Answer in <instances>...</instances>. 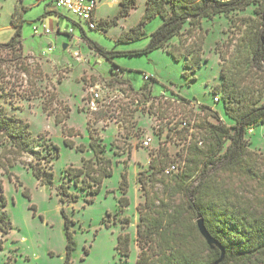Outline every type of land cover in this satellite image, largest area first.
Segmentation results:
<instances>
[{"label":"rangeland","instance_id":"obj_1","mask_svg":"<svg viewBox=\"0 0 264 264\" xmlns=\"http://www.w3.org/2000/svg\"><path fill=\"white\" fill-rule=\"evenodd\" d=\"M120 2L97 0V29L93 30L68 10L54 8L50 0H0V43L14 37V19L23 24L22 46L15 52L0 48V106L29 123L34 138L44 135L60 149L59 158L53 162L55 188L42 186L20 163L10 168L9 174H0L5 210L13 224L10 234L0 235V264H66L63 209L73 222L71 230L77 246L72 264H137L141 252L137 242L141 221L138 209L146 200L145 188L155 200H165L175 191L170 193L162 182H171L172 187L179 182L177 174L168 176L165 172L153 179L151 162L158 160L160 170L173 162L185 166L188 132L181 129V123L187 119L200 126L205 119L200 105L218 111L228 125L234 124L225 115L224 105L215 102L213 90L223 82L225 61L220 53L233 52L241 30L246 29L231 28V19L254 17V9L203 22L206 40L202 66L191 75L194 81L184 77L185 61H176L162 50L140 56L128 54L145 50L151 35L162 25L157 17L145 25L144 37L121 39L140 24L147 0H138L130 16L105 30L106 25L100 22L117 17ZM35 27L41 35L35 34ZM44 27L51 33L45 34ZM71 30L74 34L67 35ZM88 40L120 55L108 61L90 48ZM179 41L176 38L171 45ZM144 75L157 80L148 82V90H143ZM97 85L103 87L105 101L98 112H93L88 105L89 91ZM57 114L68 117L58 123ZM209 121L217 122L213 117ZM91 133L103 145V156L111 161V174L103 178L95 197L71 182V193L79 199L62 204L57 190L67 180L65 171L94 160ZM148 135L153 136L154 144L143 148L142 140ZM246 139L251 151L264 156V125L256 127ZM124 176L127 187L121 186ZM262 182L263 189L256 182H246L240 185L243 191L239 193L247 200L264 203ZM124 192L129 206L121 210ZM92 199L93 203L87 202ZM172 202L174 208L185 206L187 198L178 194ZM122 235L130 237L129 258L117 251Z\"/></svg>","mask_w":264,"mask_h":264},{"label":"trees","instance_id":"obj_2","mask_svg":"<svg viewBox=\"0 0 264 264\" xmlns=\"http://www.w3.org/2000/svg\"><path fill=\"white\" fill-rule=\"evenodd\" d=\"M137 7L138 0H121L118 16L100 23L106 25L107 30L116 26L120 18L130 16ZM250 8L254 9V17L231 19V28L240 29L242 26L246 29L241 30V38L233 52L220 53L225 61L223 82L213 90L214 99H219L217 104L224 105L225 115L234 124L228 125L218 111L200 105L198 108L204 112L205 119L200 126L197 123L191 140L189 130L181 127L188 132L185 166H179L180 171L175 173L178 184L172 187L171 182H162L166 190L175 191L174 194L166 198V202L160 198L155 200L149 190H144L146 200L138 209L141 221L137 226V242L141 252L137 264H215L222 252L219 248L212 250L201 236L197 227L199 217L204 219L209 233L225 251L220 264H264V203L247 200L243 193H239L243 191L240 185L246 182H256L263 189L264 156L248 148L246 137L251 130L264 125V0H147L142 21L121 39L126 37L127 41H135L144 37L145 25L161 18L162 25L151 35L148 47L128 54L140 56L162 50L176 61H185L184 77L195 81L191 75L202 66L206 40L203 22L220 15L229 17L247 12ZM13 25L16 28L14 37L8 43H0V48L15 52L22 46L23 24L14 19ZM176 38L180 39L179 43L171 45ZM88 43L108 61L120 55L105 50L94 41L88 40ZM116 68L123 73V69ZM145 81L143 90L149 89V81L157 82L152 77ZM56 117L58 123H63L68 116L57 114ZM210 117L217 122L209 121ZM91 138L94 160L83 161L82 168L65 171L67 180L57 190L62 204L79 199L71 193V182L95 197L101 190L103 178L111 174V161L103 156V145L92 133ZM200 140L204 143L202 147ZM0 149V174H9L10 168L20 163L42 186L55 188L53 162L60 156L59 147L47 141L44 135L34 138L29 123L9 114L3 106H0ZM157 161L151 162L155 169L153 179L164 174L166 168L165 165L158 169ZM121 186H128L126 176ZM178 194L185 196L187 203L174 208L172 199ZM6 206L0 181L1 236L13 230ZM128 206L129 199L124 192L120 209ZM62 215L67 239L66 264H72V254L77 247L71 230L73 222L64 209ZM125 221L129 223L128 219ZM117 251L122 257H130L129 235L119 237Z\"/></svg>","mask_w":264,"mask_h":264},{"label":"built area","instance_id":"obj_3","mask_svg":"<svg viewBox=\"0 0 264 264\" xmlns=\"http://www.w3.org/2000/svg\"><path fill=\"white\" fill-rule=\"evenodd\" d=\"M48 1V0H47ZM51 5L56 9H66L71 12L74 16L79 18L82 21H85L89 24L90 29H97L94 14L97 9V0H50ZM35 34H40L38 27L34 28ZM60 31V29H59ZM44 33L50 34L51 31L44 27ZM69 35L74 34V30L68 31ZM101 63V62H99ZM145 80L149 79V76L144 77ZM90 98L88 100L89 109L93 112H98L101 108V103L105 101L104 90L101 85H97L89 91ZM216 103L219 102L218 98L214 99ZM196 121L184 120L181 124L182 128H186L190 133V140L192 134L196 132ZM253 132V130H251ZM154 144L153 136H145L142 140L143 148H151ZM199 145L202 147L204 145L203 141H199ZM180 171L179 164L171 163L165 170L166 175H173Z\"/></svg>","mask_w":264,"mask_h":264},{"label":"water","instance_id":"obj_4","mask_svg":"<svg viewBox=\"0 0 264 264\" xmlns=\"http://www.w3.org/2000/svg\"><path fill=\"white\" fill-rule=\"evenodd\" d=\"M67 45L64 46V49L66 50ZM197 227L198 230L201 234V236L204 238V240L206 241V243L208 244V246L212 249L215 250L217 248H219L222 252V256L220 258V260H218L215 264H220L223 261L224 255H225V251L224 249L221 247V245L212 237V235L209 233L206 225H205V221L202 217H199L197 220Z\"/></svg>","mask_w":264,"mask_h":264},{"label":"crops","instance_id":"obj_5","mask_svg":"<svg viewBox=\"0 0 264 264\" xmlns=\"http://www.w3.org/2000/svg\"><path fill=\"white\" fill-rule=\"evenodd\" d=\"M112 5H113V3H111ZM97 8H98V6H97ZM96 11H97V9H96ZM96 11H95V14H96ZM95 14H94V19H95ZM60 29V28H59Z\"/></svg>","mask_w":264,"mask_h":264}]
</instances>
